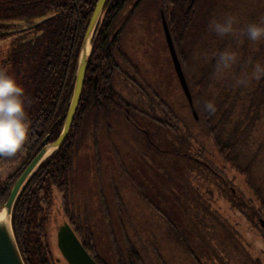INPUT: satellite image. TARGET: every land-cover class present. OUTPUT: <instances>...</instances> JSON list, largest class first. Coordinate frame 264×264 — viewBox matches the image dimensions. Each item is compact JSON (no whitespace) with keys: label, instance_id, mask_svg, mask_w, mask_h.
<instances>
[{"label":"trees","instance_id":"1","mask_svg":"<svg viewBox=\"0 0 264 264\" xmlns=\"http://www.w3.org/2000/svg\"><path fill=\"white\" fill-rule=\"evenodd\" d=\"M86 1L90 6L79 5L80 14L85 7L90 13L95 2ZM109 2L101 16L98 39L92 42L80 103L68 137L37 167L13 207L12 227L25 264H54L53 241L61 251L57 230L51 229L58 212L66 217L97 263L108 264L96 251L89 215L81 212L70 197L71 170L87 133H90L96 176L100 175L103 128L107 129L110 151L131 191L127 203L131 201L133 205L129 206L138 211L124 215L134 220L143 238L136 239V243L124 238V247L113 243L117 264H149L144 255L147 248L154 251L150 253L153 263L159 262L154 240L162 237L161 246L168 245V233L177 228L166 212L171 203L174 209L176 204L180 206L178 214L181 208L185 211L192 232L199 238L195 240L207 251L200 254L191 248L185 254L187 259L189 256L193 261L190 252H194L195 264H254L257 256L262 260L264 250L261 246L255 248L250 236L258 228L264 238L259 222L264 219V189L256 186L252 176V154L264 141V78L250 80L245 86H237L236 80L250 78L254 64L264 65V40L250 41L240 31L248 24L264 23V0ZM149 7H153L161 24L162 14L166 19L197 118L181 87L185 109L179 111L178 105L151 89L138 63L124 49L122 35L134 17L142 16ZM18 8V13L13 14L20 23L50 18L39 26L42 28L38 32L23 29L2 34L11 37L12 43L7 49L9 58L0 63V68H5L25 89L30 133L25 146L15 156L0 155V166L9 170L5 176L0 174V208L19 175L39 151L41 140L45 135L56 139L62 130L88 17L82 14L79 17L71 0H24ZM229 15L237 20L235 35L221 37L209 30L211 20H223ZM201 22L205 24L207 45L199 58L203 59L205 54L210 60L209 63L205 60V67L204 60L193 61L190 49L193 32ZM226 50L237 53V63L224 73H217L216 58ZM122 76L130 81L126 87L122 86ZM207 102L214 104V112L206 109ZM115 135L122 140L117 141ZM214 157L245 175L258 206L232 185ZM97 184L100 186V181ZM140 185L153 190L155 199L145 197ZM155 186L167 192L168 199L160 196ZM173 186H177L174 190L177 194L166 190ZM137 191L142 193L141 198L132 194ZM56 196L60 201L57 207ZM157 196L164 200L162 204ZM120 197L119 204L123 201ZM104 212L109 218V210L104 208ZM158 220L162 229L156 225ZM187 230L184 229L185 233ZM151 231H156L158 237ZM146 233L154 239H144ZM185 233L180 244L184 241L189 249Z\"/></svg>","mask_w":264,"mask_h":264},{"label":"rangeland","instance_id":"2","mask_svg":"<svg viewBox=\"0 0 264 264\" xmlns=\"http://www.w3.org/2000/svg\"><path fill=\"white\" fill-rule=\"evenodd\" d=\"M142 14V16L137 14L134 17V19H136L127 28L123 37L125 40L124 49L132 59L138 63L139 68L144 74V80L150 84L151 89H156V92L162 95L161 97L163 99L167 98L170 100L169 96L173 94L176 98L175 102L178 105L176 109L179 111L184 110V101L180 90L181 86L174 72L172 60L168 52L163 26L153 7L147 8ZM204 26L205 24H203V22L197 25L190 40V49L193 53L194 62H200L202 58H199V56L207 45V39L204 37ZM202 60H204L203 67L206 66L205 60L208 63L210 61L205 54ZM195 73L196 78H198L199 74L197 72ZM90 126H92V123ZM89 131H91V127ZM107 134V129L103 128L102 134L100 135L102 138L100 139L99 146V148H101V171L99 177L96 176L95 172L93 151L90 152V133L86 134L79 149H77L70 174L72 182L70 197L73 198L76 206L81 212L85 211L89 215L88 218L92 226L96 251L100 253L108 264H117L112 249L113 243L121 247L124 238L134 243H136V239L139 238L141 240L143 238H141L140 233L137 231L133 223L134 220L130 216L129 220L128 217L124 215V213L131 214V212L137 213L138 211H135L134 207L132 208L129 206L131 201L127 203L131 191H129L126 179L117 167L110 151ZM115 139L117 141L122 140L118 135H115ZM258 149V151L252 154V176L256 186L264 189V141L259 144ZM214 160L218 164L217 166L223 168L225 177L232 182V185L239 190L246 199L251 200L253 205L258 206L256 195L253 189L247 184L245 175L234 171L228 164L221 162L220 159L218 160V157H214ZM7 172H9L8 169L0 166V174L2 176H5ZM143 174H145V172H143ZM158 179L161 182L164 181L160 177H158ZM97 181H100V186L97 184ZM176 187L177 186L168 187L166 190L171 189V192L177 194V192L174 191L175 189L177 190ZM155 188L157 192H160V196L163 198L165 196L164 199H168L167 192L162 189L160 190L159 186H155ZM141 189L145 197L148 196L155 199L153 190L144 186H141ZM132 194L134 196L138 195L140 198L143 196L142 193V196L139 194V191ZM120 196L123 197V201L119 204L117 198H121ZM56 197L57 201L55 206L57 207L60 201L58 196ZM162 197L157 196L161 204L162 201H164ZM176 205V209H174V205L171 203L170 208H168L166 212L168 213L169 219L175 223L177 228L172 234L168 233V237H166V241L169 243L168 245L163 244L161 246L162 237L161 240L158 238L154 240L156 250H158L159 262L153 263L155 261H153L150 256V253H154L153 250L149 248L144 250L146 262L149 264H194V262H190L186 258L187 256H185V254L191 248L200 254L205 250L202 244L197 241L199 238L197 239L196 233L192 232L185 211L181 208V214H178L180 212V206ZM104 208L109 210V218L104 216ZM64 222H67L66 217L58 212L55 216V223L51 226L52 231L55 232ZM156 225L162 229V223L159 220ZM185 228L189 229L186 233L184 231ZM178 231L181 232L179 235H177ZM151 232L155 234V237H158L156 231ZM184 233L186 235L185 239L187 245H190L189 249L185 248L184 241L181 243L182 246H180V241L183 240L184 237L182 238V236ZM250 237H252V243L255 248H258V246L260 247V244L264 242V238L260 235L258 228L254 229ZM146 238L154 239L152 236H147V233L144 239ZM157 243L160 244L159 247ZM124 246L125 245L122 247ZM155 246H153L154 250ZM52 253L54 257L60 256L55 241H53ZM206 253L207 251L205 250V254ZM205 254L203 257H205ZM261 263L264 264L263 261Z\"/></svg>","mask_w":264,"mask_h":264},{"label":"water","instance_id":"3","mask_svg":"<svg viewBox=\"0 0 264 264\" xmlns=\"http://www.w3.org/2000/svg\"><path fill=\"white\" fill-rule=\"evenodd\" d=\"M105 2L106 0H98V3L88 24L86 33L84 35L77 61V67L74 72L75 82L73 87V93L65 116L64 124L59 136L55 141L49 143V135H46V137L41 143V149L30 160V162L24 168L22 173L19 175L10 190L6 202L4 203L3 207L0 208V212L4 215V219H0V264H25L12 227L13 207L26 181L31 177L37 167H39V165L46 158H48L55 150H58L64 144L68 137L81 98L86 69L92 50V38L94 35V30L98 23L100 13L103 9ZM162 26L166 45L172 60L173 68L176 73L177 79L179 81L183 94L185 95L191 107L193 116L197 118V112L193 106L191 92L186 81L179 56L173 44V40L166 19L163 14ZM88 45L89 51L87 52ZM50 148H52L51 153L46 155L48 149ZM261 225L264 228V219L261 221ZM65 229L66 225H63L60 227V229H58L57 235L59 238ZM58 244L63 256L70 262V264H98L89 254V252L85 249V247L82 245V243L71 228L67 235L64 236L58 242Z\"/></svg>","mask_w":264,"mask_h":264},{"label":"clouds","instance_id":"4","mask_svg":"<svg viewBox=\"0 0 264 264\" xmlns=\"http://www.w3.org/2000/svg\"><path fill=\"white\" fill-rule=\"evenodd\" d=\"M236 17L229 15L223 20L213 19L208 28L218 36L235 35ZM248 40H264V23H251L240 30ZM237 53L222 51L216 58V72L224 73L237 63ZM264 78V65L256 63L250 78L236 80L237 86H245L250 80ZM209 112L215 111L212 102L205 104ZM30 133V121L26 111L25 89L6 69L0 68V155L13 157L25 146Z\"/></svg>","mask_w":264,"mask_h":264},{"label":"flooded vegetation","instance_id":"5","mask_svg":"<svg viewBox=\"0 0 264 264\" xmlns=\"http://www.w3.org/2000/svg\"><path fill=\"white\" fill-rule=\"evenodd\" d=\"M24 0H0V63L5 59V58H9V57H7L8 56V51H7V49H8V47L9 46H11V43H12V39H11V37H3L2 36V34L3 33H7V32H10V33H14V32H16V31H19V30H23V29H28V30H36V32H38V31H40L41 30V28L39 27V26H41V25H43V23L48 19V18H50V16H46V17H39V18H33V19H31L29 22H24V23H20L18 20L16 21V17L14 16V12L16 11L17 13H18V6H19V4L21 3V2H23ZM71 3H72V5L75 7V10H77V14H78V16L80 17L81 16V14H82V16L83 17H87L86 19H87V23H86V26H85V29H84V32H83V35H82V39H81V43H80V48H81V44H82V41H83V38H84V35H85V33H86V30H87V27H88V24H89V22H90V19H91V17H92V14H93V12H94V10H95V7H96V5H97V3H98V0H95V2H94V5L92 6V8H91V11H90V13H89V11H88V7L90 6V3H87V1L86 0H71ZM79 5H83V6H86L84 9H82V10H80L81 11V14L78 12V8H79ZM110 5V2H109V0H106V2H105V4H104V6H103V9H102V11H101V13H100V16H99V20H98V23H97V25H96V28H95V30H94V35H93V38H92V42L93 41H96V39H98V36H99V34H100V27H101V24H100V20H101V16L103 15V12H104V10H105V8L107 7V6H109ZM125 32V31H124ZM124 35H125V33L122 35V37H121V42L122 43H124L125 42V40H123V37H124ZM80 52V51H79ZM124 75H125V73H123ZM120 80H121V82H122V86L123 87H126V85L128 84V82H130L129 80L127 81V77L125 78V77H121L120 78ZM135 83V82H134ZM161 88H162V86H161ZM156 90V89H155ZM142 92V94H144V91L142 90L141 91ZM123 93L124 94H126V92L125 91H123ZM158 93V92H157ZM169 94V93H168ZM158 96L160 97L161 95L158 93ZM170 97V100L172 101V103L174 104L175 103V105H177L176 104V98H175V96L172 94L171 96H169ZM162 98V97H161ZM80 103V102H79ZM78 106H79V104H78ZM48 113H49V111L47 112V114L46 115H48ZM45 116V115H44ZM46 136V135H45ZM45 138V137H44ZM43 138V139H44ZM43 139L41 140V143H42V141H43ZM57 139V138H56ZM56 139H53V140H51L50 139V136H49V138H48V142L49 143H51V142H53V141H55ZM40 143V144H41ZM42 147V146H41ZM41 147H40V149H41ZM39 149V150H40ZM39 152V151H38ZM37 152V153H38ZM36 153V154H37ZM35 154V155H36ZM30 162V161H29ZM28 162V163H29ZM27 166V165H26ZM232 191L233 192H236V190L235 189H232ZM263 219H261L259 222H260V227H261V229L263 230V232H264V228H263V226L261 225V221H262ZM69 224V222L67 223V222H64V223H62L59 227H58V229H60V227L61 226H63V225H66V229L64 230V232L61 234V236H60V238L58 237V242L64 237V236H66L67 235V233L70 231V226L68 225ZM58 229H57V231H58ZM260 235H261V233H260ZM58 236V235H57ZM79 239V238H78ZM80 240V239H79ZM80 242H81V240H80ZM82 243V242H81ZM252 245H253V243H252ZM261 247L263 248V250H264V242H262L261 244ZM96 247V246H95ZM60 248V247H59ZM88 252H89V254L93 257V259H94V255L92 254V251H90V250H88V249H86ZM257 250V249H256ZM257 252H258V250H257ZM59 253H60V256H58V257H54L53 256V262H54V264H70V262L63 256V254H62V252L61 251H59ZM264 253V252H263ZM53 254V253H52ZM195 253L194 252H190V256L191 257H193V261L192 262H194V264H195V260H194V255ZM95 260V259H94ZM188 260L191 262V258L188 256ZM255 261H254V264H262L261 262L263 261L264 262V256L262 257V260H261V257L260 256H257L255 259H254ZM96 261V260H95ZM97 262V261H96Z\"/></svg>","mask_w":264,"mask_h":264},{"label":"bare ground","instance_id":"6","mask_svg":"<svg viewBox=\"0 0 264 264\" xmlns=\"http://www.w3.org/2000/svg\"><path fill=\"white\" fill-rule=\"evenodd\" d=\"M88 51H89V45L87 46V52H88ZM51 151H52V148L48 149L46 155L50 154ZM0 219H1V220L4 219V215H3V213H1V212H0Z\"/></svg>","mask_w":264,"mask_h":264}]
</instances>
